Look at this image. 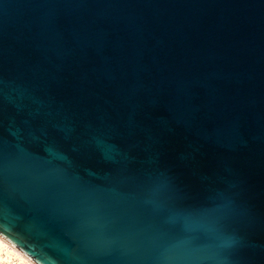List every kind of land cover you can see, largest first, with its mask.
Here are the masks:
<instances>
[{
    "label": "water",
    "instance_id": "1",
    "mask_svg": "<svg viewBox=\"0 0 264 264\" xmlns=\"http://www.w3.org/2000/svg\"><path fill=\"white\" fill-rule=\"evenodd\" d=\"M0 201L35 264H264V0H0Z\"/></svg>",
    "mask_w": 264,
    "mask_h": 264
},
{
    "label": "snow or ice",
    "instance_id": "2",
    "mask_svg": "<svg viewBox=\"0 0 264 264\" xmlns=\"http://www.w3.org/2000/svg\"><path fill=\"white\" fill-rule=\"evenodd\" d=\"M2 209L3 204L2 201H0V235L7 237L13 244L25 251L28 255L34 257L44 256V253H38L36 249L31 246L30 242L22 233H19L15 229L9 227V225L13 223V220L11 218H7L6 222V218L3 215ZM53 264H55V262H53Z\"/></svg>",
    "mask_w": 264,
    "mask_h": 264
},
{
    "label": "bare ground",
    "instance_id": "3",
    "mask_svg": "<svg viewBox=\"0 0 264 264\" xmlns=\"http://www.w3.org/2000/svg\"><path fill=\"white\" fill-rule=\"evenodd\" d=\"M0 264H35L23 252L0 236Z\"/></svg>",
    "mask_w": 264,
    "mask_h": 264
}]
</instances>
